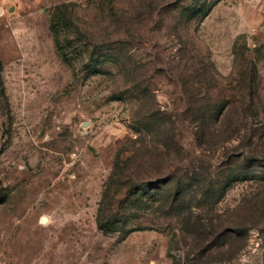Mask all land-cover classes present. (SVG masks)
Masks as SVG:
<instances>
[{
    "label": "rangeland",
    "instance_id": "374dc122",
    "mask_svg": "<svg viewBox=\"0 0 264 264\" xmlns=\"http://www.w3.org/2000/svg\"><path fill=\"white\" fill-rule=\"evenodd\" d=\"M0 264H264V0H0Z\"/></svg>",
    "mask_w": 264,
    "mask_h": 264
},
{
    "label": "trees",
    "instance_id": "16d2710c",
    "mask_svg": "<svg viewBox=\"0 0 264 264\" xmlns=\"http://www.w3.org/2000/svg\"><path fill=\"white\" fill-rule=\"evenodd\" d=\"M63 6H64V4H58V5H56V7H55V15L57 16V20H58V22L63 23V24L71 23L72 20H71L68 16H66V13H65L64 10H63ZM53 23H54V22H53ZM57 33H58V28L53 26V34H54L55 37L57 36ZM173 177H174V176H173V173L170 172V173L167 175L166 179H167V180H168V179L171 180ZM150 183L153 184V180H151ZM105 223H106V222H105V221H102L101 219H100V220H97V225H98L100 228L105 227Z\"/></svg>",
    "mask_w": 264,
    "mask_h": 264
},
{
    "label": "water",
    "instance_id": "95a60500",
    "mask_svg": "<svg viewBox=\"0 0 264 264\" xmlns=\"http://www.w3.org/2000/svg\"><path fill=\"white\" fill-rule=\"evenodd\" d=\"M84 124H86V122H84Z\"/></svg>",
    "mask_w": 264,
    "mask_h": 264
}]
</instances>
